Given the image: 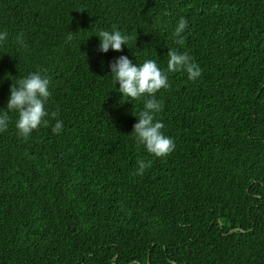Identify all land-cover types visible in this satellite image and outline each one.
I'll return each mask as SVG.
<instances>
[{"label": "trees", "instance_id": "obj_1", "mask_svg": "<svg viewBox=\"0 0 264 264\" xmlns=\"http://www.w3.org/2000/svg\"><path fill=\"white\" fill-rule=\"evenodd\" d=\"M101 30L128 45L100 52ZM0 32V112L39 71L58 113L25 141L9 111L0 132V264H264V0H0ZM169 48L202 75L169 73L157 93L175 141L160 158L131 134L143 100L109 63L166 68Z\"/></svg>", "mask_w": 264, "mask_h": 264}, {"label": "clouds", "instance_id": "obj_2", "mask_svg": "<svg viewBox=\"0 0 264 264\" xmlns=\"http://www.w3.org/2000/svg\"><path fill=\"white\" fill-rule=\"evenodd\" d=\"M187 28L188 20L181 17L173 31V35L177 38L176 42L180 45L184 43L182 33ZM97 36L100 39L98 50L104 53H107L110 48L122 52L123 46L128 45L130 40L128 35L122 34L119 30H101ZM6 40L7 32H0V44ZM16 43L21 47L26 46L22 33L16 37ZM167 56L169 59L166 68H161L154 59L145 60L142 64H133L126 55L114 58L109 63L113 80L119 83L118 91L123 94V97H128L130 101L143 100V110L136 115L138 122L133 125L131 134L134 135L138 144L145 146L149 154L160 158L168 156L175 150V141L164 134L162 131L164 124L156 120V114L164 107L162 101L156 98L157 93L170 87L169 73L186 72L188 79L193 81L202 75V69L187 51L180 52L175 48H169ZM49 85V78L39 71L18 79L15 85L12 83L6 106L8 111L0 112V132L8 128L9 111L18 113L15 127L18 130V136L25 141L33 130L41 125L48 126L49 120L46 117L56 119L58 113H49L45 107L51 97ZM62 128L63 121L56 120L52 131L58 134ZM138 164L135 174L142 176L151 166V161L139 160ZM169 264L172 262L170 261Z\"/></svg>", "mask_w": 264, "mask_h": 264}]
</instances>
